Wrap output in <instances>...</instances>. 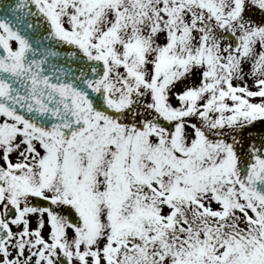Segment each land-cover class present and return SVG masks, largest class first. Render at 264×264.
Returning <instances> with one entry per match:
<instances>
[{
  "label": "snow or ice",
  "instance_id": "6c2138e0",
  "mask_svg": "<svg viewBox=\"0 0 264 264\" xmlns=\"http://www.w3.org/2000/svg\"><path fill=\"white\" fill-rule=\"evenodd\" d=\"M0 264H264V0H0Z\"/></svg>",
  "mask_w": 264,
  "mask_h": 264
},
{
  "label": "rangeland",
  "instance_id": "374dc122",
  "mask_svg": "<svg viewBox=\"0 0 264 264\" xmlns=\"http://www.w3.org/2000/svg\"><path fill=\"white\" fill-rule=\"evenodd\" d=\"M259 128V127H258Z\"/></svg>",
  "mask_w": 264,
  "mask_h": 264
}]
</instances>
